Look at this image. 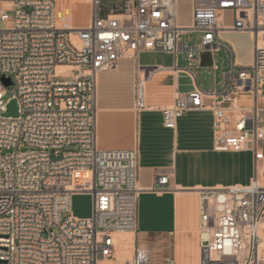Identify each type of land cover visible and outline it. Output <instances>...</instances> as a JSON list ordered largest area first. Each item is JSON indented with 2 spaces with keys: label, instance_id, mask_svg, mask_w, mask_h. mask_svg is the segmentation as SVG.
Returning a JSON list of instances; mask_svg holds the SVG:
<instances>
[{
  "label": "built area",
  "instance_id": "built-area-1",
  "mask_svg": "<svg viewBox=\"0 0 264 264\" xmlns=\"http://www.w3.org/2000/svg\"><path fill=\"white\" fill-rule=\"evenodd\" d=\"M90 2L88 24L69 27L58 22L57 0H0V264H151L149 249L136 244L139 197L175 187L167 173L138 184L137 147L98 148V75L123 58L166 52L184 54L182 70L197 81L199 52L221 50L231 65L218 88L177 93L161 111L175 129L187 112L210 109L214 149L254 157L249 184L196 190L200 264H264V0H193L188 26L177 23V0ZM228 9L235 19L225 26ZM189 32L199 33L196 43L184 39ZM224 32L251 33L250 64L236 61ZM150 75L136 80L139 111L149 108ZM12 99L17 117L4 115ZM77 193L93 196L91 216L73 215ZM121 233L133 234V248L120 255L128 241Z\"/></svg>",
  "mask_w": 264,
  "mask_h": 264
},
{
  "label": "crops",
  "instance_id": "crops-1",
  "mask_svg": "<svg viewBox=\"0 0 264 264\" xmlns=\"http://www.w3.org/2000/svg\"><path fill=\"white\" fill-rule=\"evenodd\" d=\"M60 1L57 0L58 22L69 27L84 26L73 24V15L69 13L59 14ZM86 1L90 9L89 20L91 2ZM191 14L193 17V0ZM179 16L177 0V23L180 26L190 25L180 22ZM206 52L208 51L198 54L197 72L202 63L208 62ZM181 55L186 59L184 54L178 55L175 60L171 53L144 52L137 58H123L118 61L114 71L98 75V148L125 150L137 147L138 184L148 188L153 185L157 175L167 173L175 187L173 191L165 193L144 191L139 197L136 244L149 249L151 264H165L166 258L171 255L175 257L176 264H200V196L196 190L247 185L254 175V157L251 151L214 149L212 110L187 112L178 119L175 129L164 125L161 109L171 104L177 93H189L197 85L216 90L221 82L215 73L214 79L205 87L199 83L198 78L197 81L192 80L182 70L187 65H179ZM213 66L208 68L209 73L213 72ZM150 72L145 89L149 108L139 111L135 108L136 80L138 75ZM182 75L190 79V84L184 87L181 85ZM210 102L206 100V103ZM122 234L124 233L120 235ZM125 234L128 241L123 250L127 249L130 253L133 234ZM102 264L110 263L105 261Z\"/></svg>",
  "mask_w": 264,
  "mask_h": 264
},
{
  "label": "rangeland",
  "instance_id": "rangeland-1",
  "mask_svg": "<svg viewBox=\"0 0 264 264\" xmlns=\"http://www.w3.org/2000/svg\"><path fill=\"white\" fill-rule=\"evenodd\" d=\"M59 14L69 13L73 15L74 23L76 25L83 24L84 26L88 24L89 20V5L86 0H61L58 3ZM178 7L180 12V22L185 24L192 23V0H178ZM70 9L71 11L67 10ZM73 10V11H72ZM224 24L225 26H230L234 23L235 10L228 9L224 13ZM87 20V21H86ZM222 38L229 41L235 48L236 51V61L240 64H250L253 57L254 42L251 33L249 32H224L222 33ZM189 43H196L199 39V33L189 32L184 36ZM206 58L208 62L202 63L201 67L198 69V81L204 87L214 79V74L218 80L222 77V72L228 69L231 65V60L228 58L226 51H215L206 52ZM214 60L217 61L219 65V70L214 71L212 69L209 73L208 68H212L214 65ZM179 65L185 67L187 65L186 59L183 55L179 58ZM208 66V67H207ZM207 67V68H206ZM190 84V79L186 75L181 77L182 87ZM19 105L16 99H12L7 104V111L5 116L17 117L19 115ZM25 148V145H21V149ZM93 210V196L89 193H77L72 197V213L75 217L85 218L92 214ZM122 239H127V234L119 235ZM127 241H122L120 243V255L124 253L123 248H126Z\"/></svg>",
  "mask_w": 264,
  "mask_h": 264
},
{
  "label": "water",
  "instance_id": "water-1",
  "mask_svg": "<svg viewBox=\"0 0 264 264\" xmlns=\"http://www.w3.org/2000/svg\"><path fill=\"white\" fill-rule=\"evenodd\" d=\"M4 80H5L6 85H10L11 84V81L9 79H4Z\"/></svg>",
  "mask_w": 264,
  "mask_h": 264
},
{
  "label": "bare ground",
  "instance_id": "bare-ground-1",
  "mask_svg": "<svg viewBox=\"0 0 264 264\" xmlns=\"http://www.w3.org/2000/svg\"><path fill=\"white\" fill-rule=\"evenodd\" d=\"M142 53H144V52H142ZM141 54V53H140Z\"/></svg>",
  "mask_w": 264,
  "mask_h": 264
}]
</instances>
